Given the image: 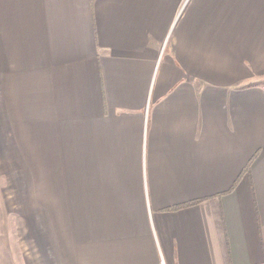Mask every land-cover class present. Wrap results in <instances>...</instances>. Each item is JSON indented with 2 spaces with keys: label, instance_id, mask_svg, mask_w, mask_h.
<instances>
[{
  "label": "crops",
  "instance_id": "obj_1",
  "mask_svg": "<svg viewBox=\"0 0 264 264\" xmlns=\"http://www.w3.org/2000/svg\"><path fill=\"white\" fill-rule=\"evenodd\" d=\"M0 264H264V0H0Z\"/></svg>",
  "mask_w": 264,
  "mask_h": 264
}]
</instances>
